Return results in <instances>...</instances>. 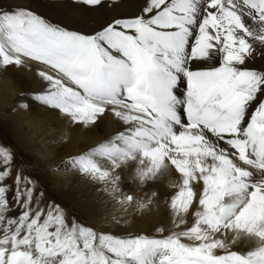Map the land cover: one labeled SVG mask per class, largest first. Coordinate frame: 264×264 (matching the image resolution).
<instances>
[{"label": "snow or ice", "instance_id": "obj_1", "mask_svg": "<svg viewBox=\"0 0 264 264\" xmlns=\"http://www.w3.org/2000/svg\"><path fill=\"white\" fill-rule=\"evenodd\" d=\"M257 61L264 0H142L136 14L89 33L0 4V71H32L39 83L12 110L35 103L55 112L64 121L59 145L74 127L113 125L50 171L97 186L102 206L143 215L164 205L169 217L151 236L85 226L46 202L34 165L0 143V264H264ZM242 240L251 246L233 250Z\"/></svg>", "mask_w": 264, "mask_h": 264}, {"label": "bare ground", "instance_id": "obj_2", "mask_svg": "<svg viewBox=\"0 0 264 264\" xmlns=\"http://www.w3.org/2000/svg\"><path fill=\"white\" fill-rule=\"evenodd\" d=\"M142 0H120L118 6L109 7V0H103L101 6L72 7L70 0H0V4H20L61 23L68 28L84 33L91 32L114 15L132 16L137 13ZM257 66L264 61H257ZM35 69V65H32ZM39 89V83L32 71L16 70L9 67L0 71V129L11 141L17 157L30 159L37 169V178L41 185L50 186V195L58 201L68 203L67 207L86 218L97 230L111 231L120 235L127 231L135 234L153 235L154 229L169 224V217L164 205L159 210L141 214H124L109 206H102L103 193L96 191L95 185L72 174L52 173V164L58 163L67 154L81 152L102 141L113 125L108 120H101L95 127L70 129L68 143L59 145L53 141L64 131V121L55 112L31 104L28 111L12 110V106L21 99L20 93ZM175 178V176H174ZM163 190V185L160 186ZM64 208V207H63ZM112 216L119 221V226L110 222ZM83 220V219H82ZM125 221H128L125 224ZM251 245L240 241L233 250L246 251Z\"/></svg>", "mask_w": 264, "mask_h": 264}, {"label": "rangeland", "instance_id": "obj_3", "mask_svg": "<svg viewBox=\"0 0 264 264\" xmlns=\"http://www.w3.org/2000/svg\"><path fill=\"white\" fill-rule=\"evenodd\" d=\"M51 112H53V111H51ZM2 129H0V132H4ZM0 143L12 146L11 141L9 140V138H7L5 135H3V133H0ZM25 161H28V162H30V164L34 165V168H30L29 172H30L31 175H33V176H35L37 178V169L35 167V164L30 159H26ZM43 188L46 190L45 191L46 202H47L48 199L54 200L56 203H58L62 207H64V209L66 210V212L68 213V215L70 217L74 216L79 222H82L85 226H91L94 229H96L92 224H90V222L86 218H81L79 213L74 212V211H70L71 208L67 207V204H68L67 202L66 203L64 202V204H66V206H64L63 205V201L60 202V201L56 200L55 198H53L50 195V186H48V185L46 187L43 186Z\"/></svg>", "mask_w": 264, "mask_h": 264}]
</instances>
